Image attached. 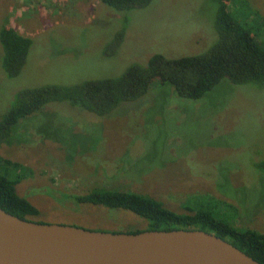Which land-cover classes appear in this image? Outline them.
<instances>
[{
  "label": "rangeland",
  "instance_id": "374dc122",
  "mask_svg": "<svg viewBox=\"0 0 264 264\" xmlns=\"http://www.w3.org/2000/svg\"><path fill=\"white\" fill-rule=\"evenodd\" d=\"M228 7L264 46V0H232ZM217 10L216 0H152L132 10L101 0H0V32L7 24L33 39L17 76L3 68L0 41V121L22 89L114 77L156 53L207 51L218 39ZM0 158L19 164L8 166L24 174L17 190L41 210L30 218L36 221L106 230L147 224L128 210L52 196L98 187L146 194L180 212L216 196L238 208L229 214L236 227L264 232V84L226 79L188 99L155 81L106 116L49 102L15 125L0 143Z\"/></svg>",
  "mask_w": 264,
  "mask_h": 264
},
{
  "label": "trees",
  "instance_id": "16d2710c",
  "mask_svg": "<svg viewBox=\"0 0 264 264\" xmlns=\"http://www.w3.org/2000/svg\"><path fill=\"white\" fill-rule=\"evenodd\" d=\"M101 1L120 10L141 8L152 2ZM230 1L232 0H216L218 39L203 53L175 58L156 53L150 57L147 64H131L114 77L89 79L75 84H48L20 90L11 108L0 121V143L12 136L15 125L23 118L34 114L49 102H68L99 116H106L122 103L143 97L155 81L173 85L179 96L188 99L203 97L226 79L234 84H264V46L251 26L235 18L228 7ZM125 31L126 26L115 35L114 49L123 42ZM0 41L5 51L3 68L9 76H17L27 62L33 39L4 24ZM1 163L7 167L5 174L0 173V207L21 218L30 219L40 215L39 207L18 193L17 185L25 177L24 174L15 169L10 170L8 165L13 164L4 158H0ZM13 167L17 168L19 164L14 162ZM262 167L264 168V164ZM60 193L61 197L54 194L52 196L57 199H71L76 205L128 210L147 221L143 227L109 231L206 230L231 241L264 264V232L236 227L233 217L229 214L236 211V215L237 207L219 197L198 198L194 203H188L186 211L180 212L167 207L157 198L126 190L95 187L84 193Z\"/></svg>",
  "mask_w": 264,
  "mask_h": 264
},
{
  "label": "water",
  "instance_id": "95a60500",
  "mask_svg": "<svg viewBox=\"0 0 264 264\" xmlns=\"http://www.w3.org/2000/svg\"><path fill=\"white\" fill-rule=\"evenodd\" d=\"M0 264H263L201 229L114 232L21 218L0 207Z\"/></svg>",
  "mask_w": 264,
  "mask_h": 264
}]
</instances>
